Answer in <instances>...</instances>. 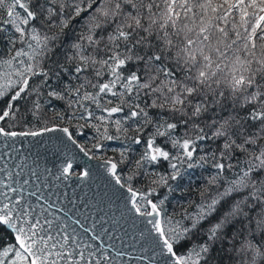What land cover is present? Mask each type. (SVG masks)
Masks as SVG:
<instances>
[{"label":"snow or ice","instance_id":"6c2138e0","mask_svg":"<svg viewBox=\"0 0 264 264\" xmlns=\"http://www.w3.org/2000/svg\"><path fill=\"white\" fill-rule=\"evenodd\" d=\"M0 264H264V0H0Z\"/></svg>","mask_w":264,"mask_h":264}]
</instances>
